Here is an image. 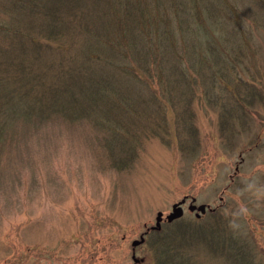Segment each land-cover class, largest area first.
<instances>
[{"label":"trees","instance_id":"obj_1","mask_svg":"<svg viewBox=\"0 0 264 264\" xmlns=\"http://www.w3.org/2000/svg\"><path fill=\"white\" fill-rule=\"evenodd\" d=\"M0 1L10 12L0 16V156L79 121L96 127L111 167L128 169L141 137L168 144V110L186 124L175 133L183 145L197 136L193 101L216 110L222 135L264 103V60L254 64L264 0L256 10L245 0ZM222 209L149 230L154 264H208L196 260L198 243L221 264H264L241 215Z\"/></svg>","mask_w":264,"mask_h":264},{"label":"rangeland","instance_id":"obj_2","mask_svg":"<svg viewBox=\"0 0 264 264\" xmlns=\"http://www.w3.org/2000/svg\"><path fill=\"white\" fill-rule=\"evenodd\" d=\"M245 2L256 10L254 0ZM0 13H10L1 1ZM257 40L260 67L264 35ZM167 112L168 144L157 135L141 137L128 169L111 167L94 141L96 127L79 121L44 128L18 150H6L0 156V264H154L150 243L135 246L134 261L131 241L154 224L157 211L165 215L183 197L182 216H195L187 208L192 196L241 215L264 252V133L255 138L264 132V103L251 108V124L222 135L216 110L193 101L186 113H193L197 136L183 145L175 133L186 124ZM195 247L197 261L222 263L203 244Z\"/></svg>","mask_w":264,"mask_h":264},{"label":"water","instance_id":"obj_3","mask_svg":"<svg viewBox=\"0 0 264 264\" xmlns=\"http://www.w3.org/2000/svg\"><path fill=\"white\" fill-rule=\"evenodd\" d=\"M194 200H195V197H191V201L188 204V209H190V210L196 209L197 210L196 211V215H199L198 211L204 212L206 208H211L208 204H205V203L196 204L194 202ZM184 201H185V197H183L180 200L172 203L171 210L168 213H166L165 219L168 220V221H171L172 219L181 216L182 213H183V208H182L181 204ZM161 219H162V211L159 210V211L156 212V215H155V223L153 225H151L149 228L158 229L160 227ZM143 240H144V235L140 234L138 238L133 239L131 241V245L134 247L136 244L141 243ZM131 256H132L134 261H137V257L135 256L134 251L132 252Z\"/></svg>","mask_w":264,"mask_h":264}]
</instances>
